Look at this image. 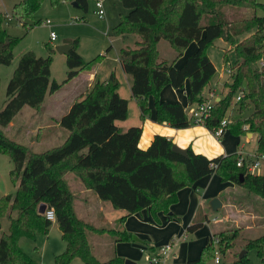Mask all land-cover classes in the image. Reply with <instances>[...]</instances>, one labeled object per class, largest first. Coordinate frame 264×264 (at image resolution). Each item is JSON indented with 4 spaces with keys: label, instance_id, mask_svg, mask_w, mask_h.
Instances as JSON below:
<instances>
[{
    "label": "trees",
    "instance_id": "1",
    "mask_svg": "<svg viewBox=\"0 0 264 264\" xmlns=\"http://www.w3.org/2000/svg\"><path fill=\"white\" fill-rule=\"evenodd\" d=\"M62 0H51L53 4ZM78 6L87 10L89 0H76ZM43 0H16L11 12H0V62H11V51L18 41L2 25L5 17L28 24L36 20ZM128 8L120 13L113 27V35L124 37L136 35L132 44L119 47L118 61L130 74L131 95L140 107V119L149 112L147 97H154L156 119L174 127L193 124L180 101L159 98L165 84L178 88L188 79V99L195 103L202 99V92L215 73V65L207 53V45L215 38L235 44V70L232 73L230 90L214 101L205 126L215 129L220 120L229 115L231 99L240 86L244 89L238 101L239 110L249 109L246 117H232L226 129L232 134H256L257 153H264V64L256 62L264 55V15L243 21L230 22L223 19L217 6L221 3L240 4L264 9V3L256 0H121ZM204 13H215L216 19L202 24ZM37 21V20H36ZM254 28L250 36L238 40V35ZM168 41L175 51L173 59L159 56L158 42ZM195 41L196 47L185 56L180 65L175 60L188 45ZM70 55L76 54L77 40L72 41ZM101 54L91 60L76 59V70L71 79L84 70H90L100 61ZM24 58V57H23ZM22 58V59H23ZM223 53V60L228 61ZM232 67V66H231ZM49 71L43 62L21 61L9 84L7 107L0 111V125H7L26 104L40 106L48 91H55L61 84L52 83L47 92L33 94L36 82L48 77ZM119 80L113 70L110 75L97 80L85 96L73 101L60 117L59 123L68 130L66 139L59 145L43 151H28L27 146L8 136L0 127V152L11 155L14 167L10 174L15 190L0 196V264H34V259L19 245L23 235H34L37 231L48 232L53 220L46 208L54 206L56 221L66 241V248L54 257L53 264H71L74 257H81L84 264H124V257L115 251V242L129 240L131 233L123 226L127 214L149 207L153 212L167 210L175 201L179 188L193 184L206 174L216 172L222 180L246 186L264 197V171L252 173L245 164H236L238 153L219 154L208 157L187 147V156L172 149V140L156 133L146 147L138 145L142 124L121 128L116 120L128 115V99L119 91ZM239 86V87H238ZM221 138V137H220ZM74 172L93 189L100 198L109 200L115 208L126 214L118 218V228L110 230L112 245L107 257L102 259L92 242L93 233L103 228L77 214L72 191L66 174ZM240 174L243 179L240 180ZM16 214H13V211ZM9 218L8 231L3 230L1 218ZM201 224L197 217L187 227L194 230ZM109 230V229H108ZM215 237L217 242H214ZM242 237L241 242L238 239ZM240 247L256 249L260 257L264 254V232L254 236H242L241 228L225 227L207 235L199 255L183 264H204L207 255L229 252L232 264H249L247 254L238 257Z\"/></svg>",
    "mask_w": 264,
    "mask_h": 264
},
{
    "label": "rangeland",
    "instance_id": "2",
    "mask_svg": "<svg viewBox=\"0 0 264 264\" xmlns=\"http://www.w3.org/2000/svg\"><path fill=\"white\" fill-rule=\"evenodd\" d=\"M256 1L264 3V0ZM14 2L15 0H0L1 14H9ZM104 5L106 12L103 17H100L96 11V0H89L87 10L73 4V0H62L55 4L51 0H43L36 14L37 21L33 19L28 20V24L26 25L10 16L4 18L2 25L9 33L17 36L18 41L10 53L12 61L6 64L0 62V111H3L7 107L9 100L8 87L13 81V77L22 60L23 62L26 60L43 62L49 71L48 77L40 82H36L34 91L30 90L33 94L47 92L46 90H48L52 83L61 84L55 91H48L47 99L45 98L47 104H56L58 106L54 108V113L63 114L64 110L60 112L64 108V106L61 107L62 105L86 95L85 92L80 93L85 86L84 82L76 80V75L68 79L77 69L75 66L76 59L83 58L84 60H91L101 54H104V56L96 63L95 71L100 77H104L109 75L112 70L119 69V79L121 81L119 93L130 101V90L124 77L125 75H129L125 71H120L118 51L120 46L132 44L136 35L133 33H129L124 37L121 35H113V27L117 23L120 13L125 14L128 8L122 4L121 0H104ZM217 11L222 14L223 19L232 23L252 18L255 13L264 15V9L261 7L256 8L240 4L221 3L217 6ZM47 19L51 20L50 24L45 22ZM215 19V13H204L200 22L206 24ZM51 31H55L56 33L57 38L55 40H51L50 38ZM254 32V28H251L238 35L237 38L238 40H242ZM66 38L72 41L77 40L76 54L74 56L60 53L56 49V45L63 43ZM193 47L194 49L196 47L195 41L191 45H188L186 51H184L186 52L185 54L187 55L193 51ZM159 49L162 52V54L159 53L161 58L164 57L169 60L174 58V51L167 40H160ZM206 50L216 66L215 73L210 79L209 84L216 83L217 86L215 85V87L221 89L216 90L215 88L216 95H225L231 88L230 86L233 80L232 73L235 70V44L224 40L222 37H218L207 45ZM224 52L229 58L227 62L223 60ZM261 61H264V55L256 62L257 66L260 65ZM180 63L182 62L179 60L175 61L176 65H180ZM229 68L231 72H228ZM239 88L242 87L240 86ZM239 88H237L238 90L235 96L238 94ZM235 96L231 99V104H229L228 109L229 115L227 116L230 118L246 117L249 109L240 111L238 108L239 104L234 103ZM44 101L40 106L26 104L16 113L13 120L10 121L11 123L0 125L2 130H4L3 132L8 136L24 143L29 153L43 151L52 146L59 145L65 140L68 134V130L59 123L60 130H63L65 133L64 136H61L62 133L59 134L55 129V136H42L40 139H37L36 133H39L37 132L38 127L45 125L49 119L48 113H44L46 111L43 108ZM190 107L187 106V112L190 111ZM136 108L137 104L134 101H130L128 120H131V122L137 121L135 116ZM41 129L43 130L42 127L39 128V130ZM42 130L40 133L43 132ZM226 131V137L232 139L238 137L239 143L244 141L245 134L233 135L228 129ZM254 146L255 139H252L250 142H246L244 149L254 150L251 148ZM13 167L14 162L11 159V155L6 152H0V196L15 190V184L10 174ZM263 171L264 163L258 168L257 172L260 173ZM78 177L77 174L75 175L70 172L67 175V180L72 181L73 178L80 180ZM72 189L76 193L79 192L75 185H72ZM213 197H217L223 201V205L217 210H212L209 206V201ZM202 203L204 210H199L200 212L205 211L208 214V220L204 219L203 223L194 230H187V236L183 233L179 234L180 226L174 223L172 226H174L175 231L172 238L155 245L157 247L166 242H173L172 249L175 254L169 256L165 264L178 263V258L186 250L187 253H192V255L197 256L208 229L217 230L229 226H239L242 236L245 237H254L264 232V197L258 195L249 187L236 184L234 189H226L219 196L206 197ZM106 204L110 209L108 212H105L115 222H102L98 226L103 229L99 233H93L91 236L92 242L96 246V251L102 259L107 257V251L113 240V234L110 230L118 228V217L121 210H123L121 208H115L109 201H106ZM13 214H16L15 210ZM99 216L102 217L101 215ZM114 216L115 218H112ZM249 224L253 227H246ZM1 225L3 230L8 231L9 218L7 216L1 218ZM154 233L157 236L155 230L153 232H147V236L150 235V239L153 240L155 237ZM133 234L143 241L130 240L129 243H120L118 245V251L120 252L118 255L129 258L135 261L136 264H149L148 251L150 248L145 243L146 240L136 233ZM241 240L242 237L238 239V242H241ZM18 243L34 259V264H53L55 255L66 248V241L63 238L62 230L56 220H53L48 232L37 231L32 236L23 235L19 238ZM241 249L242 247L239 249L237 247L238 251ZM228 253L221 254V262L219 264H232ZM246 254L249 257V264H263L262 258L256 249L250 248ZM71 264H84V261L81 257L76 256L72 259ZM204 264H216L214 256L211 254L207 255Z\"/></svg>",
    "mask_w": 264,
    "mask_h": 264
},
{
    "label": "crops",
    "instance_id": "3",
    "mask_svg": "<svg viewBox=\"0 0 264 264\" xmlns=\"http://www.w3.org/2000/svg\"><path fill=\"white\" fill-rule=\"evenodd\" d=\"M159 42H158V49H159ZM191 43L189 45H191ZM159 53L162 54V52H160V49H159ZM185 53L186 52H184L181 56H179L175 61L179 60L180 62H183L185 59V55H186ZM174 56H175V51H174ZM95 68L96 66L90 70H84L76 75L75 77L76 80H79L85 83L84 84L85 86L83 87V89L81 88L82 89L80 92L81 94L83 92H85L86 94L89 91V88L97 80L99 79L103 80L107 78L110 75V73L113 71L112 70L107 76L100 77V75H98V73L95 71ZM119 68H120V71H123L121 65L119 66ZM114 71L119 80V83L121 84V81L119 79V69H116ZM128 75L129 76L125 75L124 77H125V81L127 82V85L130 90V101H134L137 104V108L135 111V116L137 118L136 119L137 121H132V122H134L133 124H138V123L142 124V132H141V135L138 141V144L141 147H146L150 143L154 134L160 133V134L166 135L169 138H171L172 142L177 144L178 146L186 147V148L191 147L194 151L204 153L208 157H213L219 154H228L231 152H238V151H243V152L250 153V154H253L255 152L257 136L253 132H247L244 135V141L239 143L237 139L238 137L236 138L234 137V139L226 137V132H227L226 130L221 136V138H217L213 134L212 130H210L204 124H190L189 126H186V127H174L168 124L167 122H159L156 119L154 97L151 94L147 97L149 112L145 116V118L141 120L140 119V113H141L140 107L138 103L136 102L135 98L131 95L130 85H131L132 77L130 74ZM215 85L216 83L209 84L208 82L206 85L207 88L205 86L203 92H206L208 88H210V86L216 88V90H221L220 88L218 89L217 87H215ZM188 90H189L188 79L185 80L184 85L182 87H178V88H175L171 86L170 84H165L159 91V98L166 99V100L180 101L184 106L186 114L189 116L190 111L187 112V106H191L190 107V110H191L192 105H194V103L189 102L188 95H187ZM118 91H119V88H118ZM0 93H1V79H0ZM48 93L46 94V97H45L46 99H47ZM219 97L220 95H216V99H218ZM46 99L43 103V108L44 110H46L44 113H48L49 119L45 125H41L38 127L37 132L39 133H36V137L37 139H40L42 136H46V137L52 136L53 137L56 135L54 133L55 129L57 130L59 134L62 133L61 136H64L65 133L63 132V130H60L59 119L69 109V107L71 106V104L73 103L75 99L72 100L70 103L61 106V107L64 106V108L60 110V112L64 110L63 114L54 113L55 111L54 108L58 106L56 104H47ZM130 101L128 100L127 117L120 121L116 120V123L123 129H125L129 125H132L131 120H128ZM41 127L43 128V130L41 129L43 131L42 133H40L41 130H39V128ZM233 135H236V134H233ZM252 139H255V146L251 147L254 150L252 149L245 150L244 146L246 142H250ZM68 173L66 174V179H67ZM71 173H74V172H71ZM78 178L81 181L78 179H74V178L72 181L67 180L71 189H72V185H75L76 188L79 190V192L76 193L72 189V191L75 194L74 205H75L77 214L80 215L81 217L86 218L87 220L91 221L97 226L100 225L102 222L114 223L115 221L111 219V216H108L107 213L105 212V211L108 212V210L110 209L106 204V201H109V200H104L100 198L93 189L85 185V183L80 177ZM235 187H236V184L233 181L222 180L221 177L216 172H213V173H209V174H206L198 178L196 182L193 184L185 185L179 188L176 192L175 201L170 203L167 207V210L165 211L156 210L155 212H153L151 208L145 207L133 213L127 214L124 219L123 226L132 235L129 240H121V241L115 242L116 253L117 254L120 253L118 251V245L122 242L129 243L130 240H137L141 242L143 241L142 239H138V238L133 239L132 238V236L134 235L133 233H136L138 236L140 235L141 238H144V240H146L145 243L148 244L149 248H153L155 247V245L169 240L170 238H172V235L174 234V231H175L174 226H172V224L174 223L180 226L179 234L183 233L185 236H187V232H186L187 227L195 220V218L199 217L201 224L203 223L204 219L208 220V214L205 211L200 212L199 210V209L204 210V205L202 201L206 199V197L219 196L224 190L229 189V188L234 189ZM221 202L223 205V201ZM123 214H126V211L124 209L121 210L119 217ZM99 215H101L102 217H100ZM112 218H115V216ZM246 227L252 228L253 226L249 224ZM153 230L156 231L157 236H155V233H154L155 237L153 240H151L150 235L147 236V232L149 231L153 232ZM214 231L216 230L208 229V231H206V237L208 234ZM206 237L202 241L200 247H202V245L205 243ZM110 245H112V243ZM129 256L131 257V255ZM194 256L195 255H192V253H187V250H186L185 252L182 253V255H180V258H178L177 260L178 263L176 264H183L186 260L197 257V256L195 257Z\"/></svg>",
    "mask_w": 264,
    "mask_h": 264
},
{
    "label": "built area",
    "instance_id": "4",
    "mask_svg": "<svg viewBox=\"0 0 264 264\" xmlns=\"http://www.w3.org/2000/svg\"><path fill=\"white\" fill-rule=\"evenodd\" d=\"M97 13L100 17L105 15L106 9L104 5V0H96ZM47 24L51 23L50 19L45 21ZM51 40H55L57 38L55 31H51L50 34ZM260 64H264V61H261ZM228 72H231V69H228ZM244 89L239 88L238 94L235 96V100L238 101L240 97L243 95ZM216 100L215 88H208L206 92H202V99L198 102H195L190 110V120L193 124H205L207 117L210 114V111L214 105V101ZM230 118L228 116H224L219 125L212 130L213 134L220 138L226 130V126ZM238 158L236 164L241 166L245 164L247 171L252 173H258V168L264 163V153H257L256 151L253 154L246 153L243 151H238ZM46 215L51 220H56V212L54 206L46 208ZM214 242H217V238L215 237ZM173 242H166L157 247L150 248L148 251V262L149 264H165L168 260V257L174 254L172 249ZM262 261L264 264V254L262 255ZM214 260L216 264L221 262V253L218 249L215 250Z\"/></svg>",
    "mask_w": 264,
    "mask_h": 264
},
{
    "label": "water",
    "instance_id": "5",
    "mask_svg": "<svg viewBox=\"0 0 264 264\" xmlns=\"http://www.w3.org/2000/svg\"><path fill=\"white\" fill-rule=\"evenodd\" d=\"M73 4L78 5V2L76 0H73ZM73 48V44H72V40L66 38L64 40L63 43L56 45V49L60 52V53H66L69 54L71 49ZM172 149L176 152H179L180 154L187 156V148L186 147H181L178 146L177 144L173 143L172 144ZM243 179V175L240 174V180ZM222 202L219 198L217 197H213L212 199H210L209 201V206L212 210H217L221 207ZM46 210V204L43 203L40 206V211H45ZM133 239H136L137 237L135 235L132 236ZM247 253V249L246 248H242L239 252H238V257H241L242 255H245ZM124 264H136L135 261L129 259V258H124Z\"/></svg>",
    "mask_w": 264,
    "mask_h": 264
}]
</instances>
